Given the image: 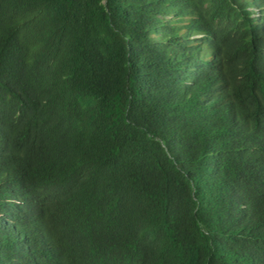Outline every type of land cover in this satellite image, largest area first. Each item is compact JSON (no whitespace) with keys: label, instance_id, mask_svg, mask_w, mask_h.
I'll list each match as a JSON object with an SVG mask.
<instances>
[{"label":"trees","instance_id":"1","mask_svg":"<svg viewBox=\"0 0 264 264\" xmlns=\"http://www.w3.org/2000/svg\"><path fill=\"white\" fill-rule=\"evenodd\" d=\"M0 264H264V0H0Z\"/></svg>","mask_w":264,"mask_h":264}]
</instances>
